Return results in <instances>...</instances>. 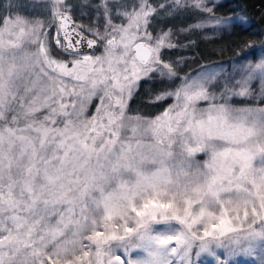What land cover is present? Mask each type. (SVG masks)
<instances>
[{"label":"snow or ice","instance_id":"1","mask_svg":"<svg viewBox=\"0 0 264 264\" xmlns=\"http://www.w3.org/2000/svg\"><path fill=\"white\" fill-rule=\"evenodd\" d=\"M215 8L0 0V264H264V40L231 71L163 55Z\"/></svg>","mask_w":264,"mask_h":264},{"label":"trees","instance_id":"2","mask_svg":"<svg viewBox=\"0 0 264 264\" xmlns=\"http://www.w3.org/2000/svg\"><path fill=\"white\" fill-rule=\"evenodd\" d=\"M7 2L8 0H4V3ZM152 2L156 3L158 0H152ZM215 3V11L218 15L233 18V22L227 28L220 30L205 28L192 34H181L173 42L183 44L192 40L195 44L187 48H176L163 52L165 59L185 58L180 66L182 73L195 70L202 63H215L231 71L233 61L240 62L236 59V52L246 41L264 40V0H215ZM31 15L44 18V15L39 12L31 13ZM194 15V13L182 14L166 21V25L186 26L194 22ZM241 15L247 16V23L236 21L235 18ZM73 18L87 23V20H80L78 15H74ZM251 58L256 59V56ZM143 95L142 92L141 96L131 103L133 112L139 110L144 115L151 116L172 103L168 100L163 105H148L144 103ZM94 107L95 104L90 112Z\"/></svg>","mask_w":264,"mask_h":264},{"label":"rangeland","instance_id":"3","mask_svg":"<svg viewBox=\"0 0 264 264\" xmlns=\"http://www.w3.org/2000/svg\"><path fill=\"white\" fill-rule=\"evenodd\" d=\"M80 22H83V21H80ZM83 23H84V22H83ZM170 101H172V100H170ZM172 102H173V101H172ZM93 104H95V101L93 102ZM90 110H91V109H90ZM93 110H94V109H93ZM129 135H130V133H129ZM145 142L147 143V142H151V141L148 140V139H146ZM197 158H198V159H203V156L201 155V156H199V157H197ZM147 170H148V171H152V170H154V169L149 168V169H147ZM125 179L133 180L134 177H132V176H127V175H126V176H125ZM108 191H112V188H109ZM158 227H163V226H158ZM195 251H196V249L194 248V250H193V257H194V259H195V256H194ZM201 259H202V260H205V259H206V260L209 261V264H212L211 258L208 256L207 253L202 254ZM174 260H175L176 264H179V258H178V257L174 258Z\"/></svg>","mask_w":264,"mask_h":264}]
</instances>
